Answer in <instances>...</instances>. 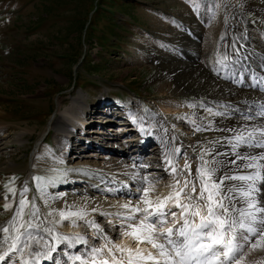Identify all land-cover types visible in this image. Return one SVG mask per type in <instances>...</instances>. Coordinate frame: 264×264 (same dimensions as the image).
Segmentation results:
<instances>
[{
    "label": "rangeland",
    "instance_id": "374dc122",
    "mask_svg": "<svg viewBox=\"0 0 264 264\" xmlns=\"http://www.w3.org/2000/svg\"><path fill=\"white\" fill-rule=\"evenodd\" d=\"M90 20L94 25L91 33L87 28ZM242 30L247 34L248 51L257 61L255 66L259 67L258 61H262L261 55H264V0H0V228L10 227L9 222L20 207L19 200L24 198L29 203L24 207L22 219L16 217L15 227L30 221L33 225L39 224L40 231L46 227L53 228L52 236L61 237L66 233L69 237L75 233L82 236L87 228V236L90 235L92 226L86 225L85 217L69 215L56 223L61 220V211L68 213L67 205L64 198L51 205L50 197L70 188L67 177L74 176L78 180L75 188H84L88 187L85 177L97 179L98 173L94 174L88 165L78 163V158H74L77 155L61 159L56 156V163L48 162L49 166L29 170L40 137L45 135L42 138L45 142H54L55 131L49 129V123L58 116L64 117L69 125L76 122L77 113L74 112L82 110L70 115L67 109L79 92L87 106L82 116L85 110L90 114L92 105L98 101L101 104L102 99L107 105L101 104L102 110L112 114H124L132 103L145 114L160 112L167 116L164 107L169 96L167 92H174L181 80L188 79L193 89L180 90L175 94L182 101V106L169 116L170 121L177 124L171 126L174 129L183 127L182 138L192 141L195 151L203 156L204 161L212 162L215 158L220 162L214 179L225 174L238 176V171L223 169L222 165L226 164L223 154L227 152L224 146L231 142L237 144V135L245 136L240 132L243 124L239 119L251 118L247 114L253 112L250 109L253 106L249 107V102L243 97L232 96L233 93L221 92V95L213 97L205 95L200 89L202 84L198 82L200 73L191 69L198 62L212 75L216 54L224 51L226 43L236 44ZM228 97L234 98L233 101ZM253 110L256 111L255 108ZM97 124L93 122L86 129H96ZM230 125L236 128L224 133V128ZM107 126L105 130L119 137V142L124 139L125 135L114 132H119L125 124L108 123ZM19 133L23 134L21 141L17 140ZM87 134L101 142L92 131ZM261 135H252V141L263 140ZM86 138L84 136L83 140ZM84 144L71 143V147L73 150L81 149L82 156L94 154L100 161V152L95 150H101L99 144L90 143L93 148L89 150L86 148L90 144L81 148ZM153 148L158 149L156 146ZM132 149L130 144L126 151L131 152ZM63 151L56 145L57 154ZM191 151V155L185 154L178 162L175 179L180 183L185 178L194 181L199 191L196 170L201 164L195 163V159L193 161L195 152ZM141 155L147 157L145 152ZM185 163L191 166V174L184 168ZM32 172L41 173V179L30 178ZM232 181L239 183V180L225 181V189L233 185ZM259 185L264 188V185ZM9 188L15 189V194ZM262 190L259 197L254 196L264 207ZM238 194L232 195L239 203H246L245 198ZM5 204L11 207L4 209ZM34 211L35 216L30 215ZM256 215L257 221L252 226L259 232L264 229V225L259 223L264 219V213ZM150 219L151 223H157V218ZM102 222L110 224L106 218ZM158 224L159 229L163 224ZM121 228L118 226L115 231L119 233ZM21 231L25 232L24 229ZM244 231L249 239L245 241L237 235L236 243L244 247L230 262L264 264V240ZM4 235L0 231V250L7 251L11 240L6 243ZM12 235H15V229L10 227L9 236ZM113 237L112 240L106 237L95 240L94 248H103L97 244L104 241L115 257L126 258L127 254L122 255L113 245L119 241L123 244L121 237ZM58 241L53 239L55 244ZM132 242L129 241L134 245L135 241ZM109 248L107 252L103 248L98 255H93L90 249L77 256L90 262L99 261L106 255L108 258L105 259L112 260ZM152 250L156 251L153 247ZM8 254L3 264H19L18 251ZM65 257L70 258L68 252H65ZM154 263L148 261V264Z\"/></svg>",
    "mask_w": 264,
    "mask_h": 264
},
{
    "label": "bare ground",
    "instance_id": "6f19581e",
    "mask_svg": "<svg viewBox=\"0 0 264 264\" xmlns=\"http://www.w3.org/2000/svg\"><path fill=\"white\" fill-rule=\"evenodd\" d=\"M230 30L232 29L230 28ZM234 32H236V30ZM247 40V34L242 30L240 39L237 40L236 44L233 43V45H230L229 43H226L224 51L222 53L216 54L217 60L215 58L216 62L213 67L215 74L211 73L212 75H210L209 71L203 68V66L198 62L194 63L195 65H193L195 66V68L191 69L192 72L196 71L200 73L198 82L202 85L201 88H199L205 95L213 97V95H221V92L229 94L233 93L232 96L236 95L238 97H243L249 102V107L253 106L252 108H250L253 112L249 113V115L247 116H252L251 118L239 119V121H241L240 123L243 124L240 128V132L245 134V136L243 137H245L247 141H249V143H242L243 145L239 144V146L235 149L233 148L234 144L232 142L227 143L224 146L227 149V152L223 154L226 160V164L222 165L223 169L225 171H238L236 173H238L239 175H252L257 171V169L245 167V165L249 163V161L247 160H236L235 164L230 163V161L236 159L237 153H239L240 156L259 157L261 155H264V147L259 146L261 144H255L256 141H252V137L249 136V133H252V135L261 133L263 135V140L260 141L264 142V132L259 131L264 130V113L259 112L260 107H264V90L262 89V86L264 84V55H261V57H263L262 61H258V64L260 66L256 67L255 64H257V61L253 58L251 52L248 51ZM181 81V84L176 86L174 92H167L169 96L168 100L165 102L164 107L166 109L168 117L164 114H160V112L145 114L142 110H137L135 108V105H133L132 103H129V109L127 108L128 106H126V108L128 109H126L127 112H125L126 117H124L125 119H122L121 123H123V121H127V119H132L138 129L148 128L152 133H155V136L153 137V139H151L153 143H150V141H148V144H146L145 146H138L137 144L132 143L133 141H135V139L133 138L124 137V139L119 142V137L112 136L109 133L102 135L97 134L101 142L98 143L96 141V144H99L98 148L100 147L101 150H97V148L95 150L97 152H100L99 158L101 160L99 161L98 157H96L94 154H85L82 156L81 152L83 151L81 149L73 150L71 147V143L78 144L82 142L85 143V146H81V148H86V146L90 144L89 139H91V137L88 134H77V132L72 129V126L69 125L68 121H66V119L62 116L54 118L49 123V128H53L55 131L53 142L54 145L53 143L45 142L44 139H42L44 138L43 136H41L36 143L35 151L31 158L29 166V170L31 171L39 169L41 166H49L48 162L56 163L58 161L56 160V156L61 159L67 157L73 158V155H77L74 158H78V163L86 164L90 167L91 170L95 169V173H98L97 179L85 177V182L88 187H91V189L88 187L75 188L74 184L78 180H76L74 176H72L66 178L69 186L71 185L67 191L50 197L51 205H56L59 202L60 198H64L65 204L67 205V214H80L77 216L87 218V226H92L90 223H88L89 221L95 223L96 225H99V228L102 229V231H98L96 228L92 227L89 233L90 239H93L94 235L96 234L101 237H106L110 240L114 238V235H119V237H121L122 239L121 242L124 243L121 244L119 241L121 245L118 242L113 245L119 244L121 247L125 249H132L133 251L139 247L144 251L145 255H147L148 252H151L153 253V255H156L159 258L158 251L154 249L156 251L153 252L152 245L150 243H138L132 235H124L123 233L125 232V230L129 232L133 231V229H130L128 227L129 224H136L139 222V219L142 218L141 213H136V220L128 219L131 213V207L136 206L138 203L141 207H145V205H143V203L141 202V197L144 195L145 189H149L148 199L150 201H155L157 197L163 198L168 196L170 192H173V188L171 186L175 185L177 182V180L175 179L177 170L174 174H171L168 173L167 170L164 171L163 166L168 158L176 160L174 157L180 156L182 151H184V148L186 147L185 144L188 143V141H184L179 135V129H174L171 126V124L173 126L177 124H173L169 118L170 115L175 113L174 111L177 108L182 106V101L177 99L175 97V94H177L180 90L191 91L193 89L190 88L192 84L188 79ZM212 92L215 93L211 94ZM230 97H228V100L233 101L234 98ZM85 108H87V106L84 103V96L79 92L75 97H73L70 106L67 109V113H69L70 115L71 112L82 110L81 112H74L77 113L75 117L76 119L74 120L72 118L74 121H76L73 123H75L76 125H80L81 128L84 127L87 120L94 121L93 119H95L94 117L96 115L101 116L103 115V113H107L108 115L105 116L111 117L110 120H112V113L105 112V110L93 113L91 112L90 114H86L85 110L84 115L82 116ZM254 108L256 111L253 110ZM235 128V126L230 125L224 128L223 131L225 133L226 131ZM22 135V133H19L17 135L18 141L22 140ZM84 136L87 137L85 140H83ZM130 144L133 145V149L131 152H127L126 149ZM56 145L62 147L64 151L57 154ZM153 146L158 147V149L153 148ZM91 148H93L92 144L88 145L86 149L89 150ZM142 152H145L147 154V157H143L141 155ZM254 163L264 164V160H258ZM148 164L150 166H146ZM261 171L262 173H264V170ZM250 183L251 182L249 181H239V183L233 182V185L237 188H242L247 191L248 185ZM183 184L184 181H181L180 187H182ZM132 185L134 186L131 187ZM257 186L260 187L259 182H257ZM262 189L264 188L261 187V190ZM92 191L96 192L98 195L93 194ZM260 194L261 192L258 194L254 193V195L257 197H259ZM165 203L170 207L172 203H174V201H166ZM124 204H130V208L126 209L122 207V205ZM237 204V208H245L247 206V204L244 202H238ZM153 207H155V205H153ZM171 209L173 211L172 207ZM201 210H204L203 205L201 206ZM180 211L181 209L179 208L174 211L177 213V219H179ZM44 213L46 214V211H44ZM92 215H96V217L91 218ZM103 218L108 219L110 224L102 222ZM162 219L166 220L165 218ZM169 219L173 218L169 217ZM197 222H199L198 218ZM118 226L122 227L119 233L115 231ZM171 226L172 221L170 220L166 223H163V225H161V228H168ZM33 228L27 229L24 232V235L21 236V241L19 244L20 248L23 247L24 241L28 239L29 233L34 237H43L44 240L50 241V243H52L51 236L43 231H40L41 229L39 230V228ZM131 240L133 242L135 241L134 245L129 243V241ZM148 244L151 246L146 247V245ZM32 248L33 250H37V245L34 241L32 242ZM5 252L7 251L0 250V254H4ZM124 253H126L127 255L126 258L122 260H124V262H128V252L125 251ZM18 254L19 258L17 263L23 264L19 251ZM109 256L112 258L113 254L110 253ZM8 257L9 255L7 253L4 260H6V258ZM116 258L118 259L119 257L117 256ZM24 259L30 260V257L28 256V249H25ZM221 259L223 260V257H221ZM4 260L0 261V264H2ZM141 264H148V261H142ZM225 264L236 263L226 261Z\"/></svg>",
    "mask_w": 264,
    "mask_h": 264
},
{
    "label": "snow or ice",
    "instance_id": "6c2138e0",
    "mask_svg": "<svg viewBox=\"0 0 264 264\" xmlns=\"http://www.w3.org/2000/svg\"><path fill=\"white\" fill-rule=\"evenodd\" d=\"M199 130V129H198ZM264 132V130H259ZM252 136V133H249ZM237 144L233 145V148L239 146L241 143H249L243 137V135H237L235 137ZM264 147V144L259 145ZM202 163L197 168V179L199 180V191L194 181L185 178L184 184L180 187V182L177 181L175 185H172L173 192H170L166 197H157L155 201L148 199L149 189L144 190V195L141 197V202L145 207H141L138 203L136 206L131 207V213L128 219L136 220V213H141L142 218L136 224H129V228L133 231L129 232L125 230L124 235H132L138 243H150L154 249L158 251V256L148 252L147 255L139 247L134 251L132 249H125L120 245L114 247L121 253L128 252V264H141L142 261H154L155 264H225L226 261H231L235 258L234 254L241 251L244 247L243 244L236 243L237 235L240 239L247 241L249 237L245 235L251 233L252 235H259L260 240H264V229L258 232L257 228L253 227V223L257 221V213H264V207L260 206V201L254 196V193L261 192V188L257 186V182L264 185V164L254 163L258 160H264V155L259 157L254 156H240L236 154V159L230 161L235 164L236 160L249 161L245 167L256 168L257 171L252 175H221L218 178L216 173L218 171L219 162L213 158L212 162L204 161L203 156L200 157ZM184 168L191 174V166L185 163ZM175 171V169H173ZM35 179L40 180V177ZM239 180L249 181L248 190L245 191L242 188L236 186L227 187L225 189V181ZM191 186V187H189ZM185 189H188L185 192ZM9 191L15 194V189L9 188ZM25 192L27 189L24 190ZM233 193H240L247 204L246 208H237L238 201L235 199ZM183 198V202H182ZM228 201L225 204V201ZM174 201L169 207L165 202ZM29 202L21 198L19 200V209L16 212V216L10 221V227L15 229V235L9 236L10 227L0 228L4 235V241L7 243L11 240L8 246L7 252L0 254V261L5 259L8 252L14 250L20 252L21 260L23 264H40L41 260H52L53 253L57 250V246L50 243V241L44 240L43 237H34L30 233L28 239L24 241L23 247L18 248L20 244V238L24 235L21 231L24 229H31L33 227L39 228L40 225H33L30 221L21 223L19 227H15L16 217H23L24 207ZM155 205V207H153ZM206 209V213L202 212L201 206ZM11 205H3L4 209H9ZM34 207V206H33ZM124 208H130V204L122 205ZM171 207L181 209L179 213V219H177V213L171 211ZM38 211V210H36ZM36 212L30 213L35 216ZM52 213H49L51 215ZM235 214V215H234ZM68 215H80L61 211L59 216L60 223L62 220L67 219ZM166 215H170L172 219V227L157 228V223L163 224L167 221L162 219ZM156 217L157 223H151L150 218ZM197 218L199 222H197ZM182 221V223H181ZM92 227L98 231H102L99 225L89 221ZM260 225H264V219H260ZM26 225V227H25ZM177 225H179L177 227ZM238 230H240L238 232ZM43 232L47 233L54 240H60L61 242H67L69 246L72 245L73 237L69 236H52L53 228L46 227ZM175 237V238H174ZM37 245V250H33L32 242ZM76 242L83 241L87 243L83 237L78 234L75 236ZM259 243V241L257 242ZM104 247H107L105 245ZM255 247V245H254ZM25 249H28V256L30 260H25ZM103 251V248L92 249L93 255H98ZM109 253H112V249H108ZM223 257V260L221 259ZM75 260H80L81 264H110L108 259H101L99 261L83 259L80 256H76ZM243 259V257H241ZM111 264H124V260L117 259L112 256ZM236 264H240L236 261Z\"/></svg>",
    "mask_w": 264,
    "mask_h": 264
},
{
    "label": "trees",
    "instance_id": "16d2710c",
    "mask_svg": "<svg viewBox=\"0 0 264 264\" xmlns=\"http://www.w3.org/2000/svg\"><path fill=\"white\" fill-rule=\"evenodd\" d=\"M92 4H91V8H92ZM88 28V30H89V32L91 33V31L94 29V25L92 24V20H90V22H89V26L87 27Z\"/></svg>",
    "mask_w": 264,
    "mask_h": 264
}]
</instances>
